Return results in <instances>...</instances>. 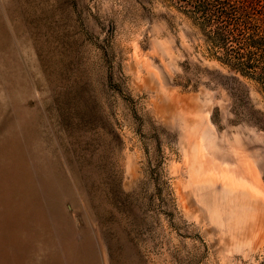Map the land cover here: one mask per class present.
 I'll list each match as a JSON object with an SVG mask.
<instances>
[{"label": "rangeland", "instance_id": "1", "mask_svg": "<svg viewBox=\"0 0 264 264\" xmlns=\"http://www.w3.org/2000/svg\"><path fill=\"white\" fill-rule=\"evenodd\" d=\"M207 48L169 0H0V264H264V93Z\"/></svg>", "mask_w": 264, "mask_h": 264}, {"label": "trees", "instance_id": "2", "mask_svg": "<svg viewBox=\"0 0 264 264\" xmlns=\"http://www.w3.org/2000/svg\"><path fill=\"white\" fill-rule=\"evenodd\" d=\"M198 28L218 60L255 79L264 93V19L260 0H169Z\"/></svg>", "mask_w": 264, "mask_h": 264}, {"label": "bare ground", "instance_id": "3", "mask_svg": "<svg viewBox=\"0 0 264 264\" xmlns=\"http://www.w3.org/2000/svg\"><path fill=\"white\" fill-rule=\"evenodd\" d=\"M175 108H176V106H175Z\"/></svg>", "mask_w": 264, "mask_h": 264}]
</instances>
